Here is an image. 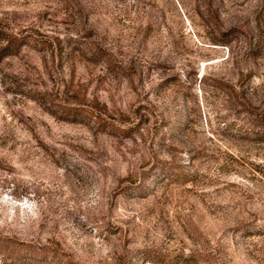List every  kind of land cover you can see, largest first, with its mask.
<instances>
[{
  "label": "rangeland",
  "instance_id": "1",
  "mask_svg": "<svg viewBox=\"0 0 264 264\" xmlns=\"http://www.w3.org/2000/svg\"><path fill=\"white\" fill-rule=\"evenodd\" d=\"M0 26L27 39L0 235L45 254L0 264H264V0H0Z\"/></svg>",
  "mask_w": 264,
  "mask_h": 264
},
{
  "label": "trees",
  "instance_id": "2",
  "mask_svg": "<svg viewBox=\"0 0 264 264\" xmlns=\"http://www.w3.org/2000/svg\"><path fill=\"white\" fill-rule=\"evenodd\" d=\"M26 40L27 39H25L24 37H16L0 26V43L4 42V45H2L0 49L3 54H11L13 52H16L22 41L27 42ZM61 113L62 116L65 117L73 116L80 118H82V116L86 114L87 116L93 115L89 110H82L78 107L68 106H62ZM261 115L264 117V110L262 111ZM82 119H84V117ZM98 121L99 125L101 126L107 124L101 119H98ZM122 132L124 133V131ZM0 253L5 254L7 257L16 258L18 260H21L22 258L35 259L39 256L45 255L42 250L37 251V247H34L32 244L24 243L10 237H4L2 235H0Z\"/></svg>",
  "mask_w": 264,
  "mask_h": 264
}]
</instances>
